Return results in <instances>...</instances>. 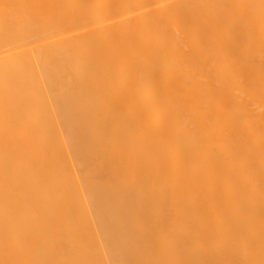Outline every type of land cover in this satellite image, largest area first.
<instances>
[{
	"label": "bare ground",
	"instance_id": "6f19581e",
	"mask_svg": "<svg viewBox=\"0 0 264 264\" xmlns=\"http://www.w3.org/2000/svg\"><path fill=\"white\" fill-rule=\"evenodd\" d=\"M243 1L0 0V264H264Z\"/></svg>",
	"mask_w": 264,
	"mask_h": 264
},
{
	"label": "rangeland",
	"instance_id": "374dc122",
	"mask_svg": "<svg viewBox=\"0 0 264 264\" xmlns=\"http://www.w3.org/2000/svg\"><path fill=\"white\" fill-rule=\"evenodd\" d=\"M223 1H224V0H221V1H218V0L216 1V0H215L216 3L220 4V2H221L220 5H223V4H224L223 6H226V7H227V6H230V4H231V5H232L231 7H233V9H235V8L238 9V8H240L241 6H245V5H246V4H244V1H243V0H241V1H239V0H235V1H233V0H230V1L225 0L224 2H223ZM226 1H227V3H225ZM238 1H239V2H238ZM246 1H249V0H246ZM250 1H254V0H250ZM231 2L234 3V4H232ZM254 2H256V4H259V3H258V0L254 1ZM229 3H230V4H229ZM245 3H247V2H245ZM236 4H239V5H238V6H235ZM241 4H242V5H241ZM252 4H253L252 6H253V8H254V11L257 10V9H256L257 6H255L256 4L253 3V2H252ZM254 4H255V5H254ZM261 4H264V0H262ZM233 5H234L235 7H234ZM261 6H262V8H264V5H260V4H259V7H261ZM262 169H263L262 171H263V173H264V167H263ZM190 200H191V199H190ZM190 202H191V201H190ZM190 202H189V204H191L193 201H192L191 203H190ZM192 205H193V204H192ZM192 205H191V208H192ZM188 208H189V209H188ZM191 208H190L189 206L186 207V209H187L186 211H188V212L190 213V211H193V210H192L193 208H192V209H191ZM191 213H192V212H191ZM187 214H188V213H187ZM188 216H189V217H188L187 220H186V229H185V230H187V231L184 233V234H186L187 236H188L187 232H191L192 235L195 233L194 229H191V227H192L191 224H193V220H194V219L192 218V216L194 217V215L191 214V215H188ZM192 219H193V220H192ZM188 221H189L190 223H188ZM187 224H188V225H187ZM189 227H190V228H189ZM192 228H193V227H192ZM185 230H184V231H185ZM192 230H193L194 232H193ZM197 233H198V232H197ZM195 234H196V233H195ZM199 234H200V236H199ZM204 234H205L204 232L201 233V231H200V232H199L198 234H196L195 236L193 235L195 238H196V236L198 235V236H197L198 238H196V241H195V242H198V243H197V247H198V248L196 247V249H197L198 251L195 249V250H193V254H192V255H195V254H196L195 256H196L197 261H198V262H196V264H206V261H205V259L203 260V258L206 257V255H209V254H207L208 252L210 253V251H208V250H211V244L209 243V241H207V240H206V241H203V240L205 239V237H203ZM201 235H203V236H201ZM195 238H194V240H195ZM201 239H202V240H201ZM207 243H208V244H207ZM204 244H205V245H204ZM209 246H210V247H209ZM201 248H203V249H201ZM204 248H205V249H204ZM207 248H208V249H207ZM199 250H200V251H199ZM203 251H208V252L206 253V252H203ZM200 252H201V253H200ZM203 253H204V254H203ZM189 255H190V254H189ZM192 255H191V256H188L187 258L192 257ZM198 255H199V257H198ZM198 258H199V260H198ZM202 260H203V261H202ZM204 261H205V263H204ZM185 263L187 264V260L184 261V264H185Z\"/></svg>",
	"mask_w": 264,
	"mask_h": 264
},
{
	"label": "crops",
	"instance_id": "0c3cea01",
	"mask_svg": "<svg viewBox=\"0 0 264 264\" xmlns=\"http://www.w3.org/2000/svg\"><path fill=\"white\" fill-rule=\"evenodd\" d=\"M262 211L264 210V204L262 203ZM264 215V211L262 212V216ZM264 217V216H263ZM188 264V263H187Z\"/></svg>",
	"mask_w": 264,
	"mask_h": 264
}]
</instances>
